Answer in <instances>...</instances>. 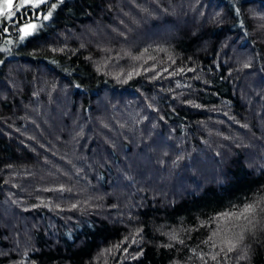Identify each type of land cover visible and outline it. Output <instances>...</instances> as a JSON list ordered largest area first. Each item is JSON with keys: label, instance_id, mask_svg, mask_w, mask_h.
<instances>
[{"label": "trees", "instance_id": "trees-1", "mask_svg": "<svg viewBox=\"0 0 264 264\" xmlns=\"http://www.w3.org/2000/svg\"><path fill=\"white\" fill-rule=\"evenodd\" d=\"M14 13L0 19V264H264V214L227 258L224 232L208 240L230 227L220 213L264 197V0Z\"/></svg>", "mask_w": 264, "mask_h": 264}, {"label": "snow or ice", "instance_id": "snow-or-ice-1", "mask_svg": "<svg viewBox=\"0 0 264 264\" xmlns=\"http://www.w3.org/2000/svg\"><path fill=\"white\" fill-rule=\"evenodd\" d=\"M61 2H63V0H61ZM46 3H48V0H19V3L15 7L17 10L23 9L25 7L36 9L40 5H44ZM55 7V4L50 5L51 9H55ZM12 9L13 0H0V17H4L6 20H12L15 15ZM238 11L239 10L237 9V12ZM51 16L52 11H48V13L43 16V19L48 20ZM35 19H39V17L37 16ZM36 29L37 24L31 20L23 24L19 27V32L22 33V35H19V39L23 41L27 36L33 35ZM0 31H5V29L0 27ZM9 43H11V41H9ZM0 51H6V49H0ZM137 59H139V57H137ZM2 62L3 61H0V63ZM181 71L183 70L181 69ZM129 78H131V74H129ZM73 207L76 206L73 205ZM257 213L264 214V197L257 199L253 203L245 204L243 208L239 209L238 211L220 213L217 219L229 221L230 227H222L216 231H213L208 240H212L213 237L219 236L221 232H224L225 236L222 240L224 247H221L220 252H223L225 254V258H227V253H231L238 249L243 243L245 233L251 232L255 229L256 224L259 223V221L255 219ZM241 220L245 221V223H239ZM172 238L176 239V236L173 235ZM135 242L136 241L133 240V243ZM181 243H183V241H181ZM204 243H208V241H205ZM117 247H119V245H117ZM220 252L212 256V259L216 260L217 256L220 255ZM133 258L135 259V257ZM240 258L247 259L246 251L245 254Z\"/></svg>", "mask_w": 264, "mask_h": 264}, {"label": "rangeland", "instance_id": "rangeland-1", "mask_svg": "<svg viewBox=\"0 0 264 264\" xmlns=\"http://www.w3.org/2000/svg\"><path fill=\"white\" fill-rule=\"evenodd\" d=\"M19 3V0H13V9H12V11L13 12H16V4H18ZM2 17H0V19H1ZM167 31V30H166ZM169 31V30H168ZM163 31H155L154 33L156 34H159V33H162ZM142 37H144V38H147V37H150V35L148 36V34H143L142 35ZM184 189H186V188H184Z\"/></svg>", "mask_w": 264, "mask_h": 264}]
</instances>
